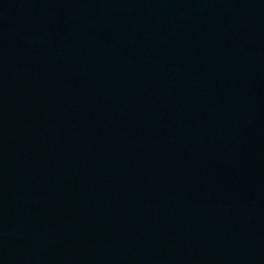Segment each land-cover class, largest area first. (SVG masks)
Here are the masks:
<instances>
[{"label":"water","instance_id":"95a60500","mask_svg":"<svg viewBox=\"0 0 264 264\" xmlns=\"http://www.w3.org/2000/svg\"><path fill=\"white\" fill-rule=\"evenodd\" d=\"M0 264H264V0H0Z\"/></svg>","mask_w":264,"mask_h":264}]
</instances>
